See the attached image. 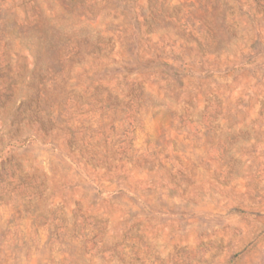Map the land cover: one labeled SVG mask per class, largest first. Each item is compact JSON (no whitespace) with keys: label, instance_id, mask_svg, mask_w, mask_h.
Wrapping results in <instances>:
<instances>
[{"label":"rangeland","instance_id":"rangeland-1","mask_svg":"<svg viewBox=\"0 0 264 264\" xmlns=\"http://www.w3.org/2000/svg\"><path fill=\"white\" fill-rule=\"evenodd\" d=\"M0 264H264V0H0Z\"/></svg>","mask_w":264,"mask_h":264}]
</instances>
